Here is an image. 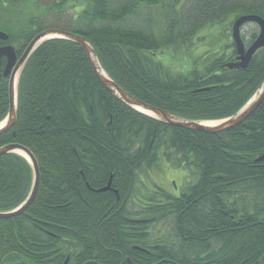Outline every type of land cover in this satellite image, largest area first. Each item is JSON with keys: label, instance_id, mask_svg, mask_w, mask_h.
<instances>
[{"label": "trees", "instance_id": "obj_1", "mask_svg": "<svg viewBox=\"0 0 264 264\" xmlns=\"http://www.w3.org/2000/svg\"><path fill=\"white\" fill-rule=\"evenodd\" d=\"M258 1L245 9L244 1L198 0L197 25L184 29L185 19L169 0H55L46 5L0 0V31L8 34L0 44H12L21 53L46 29L80 35L91 44L108 77L132 96L186 120H221L238 112L263 83L264 50L246 68L230 70L223 64L233 60L234 49L226 52L230 46L216 44L218 34L210 48L213 55L207 50L192 58L190 49L199 43L200 30L223 31L241 14L264 19V0ZM163 6L171 9L162 11ZM240 7L245 10L238 11ZM144 8L151 13L143 16ZM139 16L141 26L134 21ZM159 25L162 29L154 34ZM163 54L173 61L165 64L158 58ZM7 112V85L0 81V121ZM9 143L21 144L34 155L40 182L23 214L0 220V264H23L21 258L33 264L32 223L37 212L40 220L51 218L56 243L66 235V245L79 247L73 257L86 254L84 245L89 244L83 231L88 224L107 214L109 219L100 227L105 228V248L88 251L97 264H125L126 255L131 264H264V160L255 161L264 153V103L244 123L223 132L169 126L108 92L78 44L53 38L32 52L21 71L16 121L0 134V147ZM161 160L198 174L182 197L191 202L188 207L174 199L165 206L175 213L180 242L150 247L148 252L131 250V239L138 244L146 234L135 229L133 238L127 236L110 204L99 209L81 203L82 197L106 194L84 187L78 170L100 165L119 175V166H131V172L124 171L126 188H131L137 175L156 169ZM118 180H113L116 185ZM31 183L32 168L25 158L1 156L0 211L22 203ZM163 209L154 206L151 212Z\"/></svg>", "mask_w": 264, "mask_h": 264}, {"label": "flooded vegetation", "instance_id": "obj_2", "mask_svg": "<svg viewBox=\"0 0 264 264\" xmlns=\"http://www.w3.org/2000/svg\"><path fill=\"white\" fill-rule=\"evenodd\" d=\"M256 27L258 31H257V34L254 36L253 40H250L249 42H246V41L244 42L246 49H248L250 44L254 41V39H256V37L259 34V27L257 25ZM4 45H7V44L6 43L0 44V46H4ZM14 49L17 55V60H18L22 52L18 53L15 47ZM263 50H264V46L257 49L255 54H259ZM233 54H234L233 60H235L236 53L234 52ZM6 65H7V58L2 56L0 59V81H3L8 86L10 74L13 68L15 67L16 62L12 65V67H10V72L8 76L3 75ZM85 161L87 163L89 161L88 158ZM160 163H166V162L164 160L163 161L161 160ZM166 165H168L169 167H172L168 163H166ZM119 167L122 170L121 174L119 175H116L113 172H111L110 167L100 166V165H97V166L85 165L82 169L78 170L77 177H80L82 179L84 187H86L89 191L93 193H105L106 194V196L82 197L81 199H79L81 203L100 205L99 209H103L107 204H110L111 206L109 209H112V208L116 209V212H114L115 214L113 215L115 218V221L119 222L121 226L127 228V233H128L127 236H129L130 234L131 235L130 238H133L135 229L141 235L146 234V239L140 241L138 244L133 242V239H131V243L128 245L130 246L129 249L131 250L148 252V249L150 247H160L161 245L166 244V243H172L176 245L178 242H180V240H178L177 242H174L172 240L168 242L166 239H162L164 237L162 238L153 237V233L150 230V225H151L150 222L151 221L160 222V221L168 219L169 216L172 217L173 222H174L175 213L169 210L168 208L166 209L165 206L168 202H170V200L168 199H174V200H179L180 201L178 202L179 204H183L186 207H188L189 204H191V202H189L188 199L186 200L182 197L186 195V192L189 186L186 188L184 192H179L174 182L172 183L171 191H165L162 188L155 186L154 188L155 195L160 196V197L162 196L161 198L165 199L164 201L161 202V203L165 202L164 204L156 205V206L164 205V209L160 213H154V214H158V217L156 219L154 217L149 218L147 205L150 204V201L154 200V198L157 199L155 195L152 196L151 193L146 190V176L152 170H147L137 175L136 182L133 185V187L126 188L127 175L124 173V171L128 170L131 172L132 171L131 166L123 165ZM159 168L162 169L163 166L159 164L158 167H156V169L160 170ZM172 168H183V167H172ZM116 177L120 180V181L118 180L119 183H117V185L113 181L114 178ZM38 189H39V186H38ZM101 189H104V190H101ZM120 189H123L122 192H120ZM173 192L176 193V195H172ZM44 201L49 202V201H52V199L51 200L46 199ZM134 205H137L139 209H134ZM64 206H66V202H64ZM123 208H125V211L120 212ZM24 212H22L21 214H23ZM160 214H164V216ZM41 217L42 216H40V212H37L35 214V219L33 220L34 223H32L34 227L33 236H32L33 264H76L75 258L80 260L81 264H87V263L97 264L96 261L94 260L93 252L91 254H88V251L92 249V247L94 251L98 250L99 248H105V246L102 245V242H101V235L103 231L105 230V228H100V227L109 219L107 217V214L103 215L102 216L103 219L100 221L98 220V218H96L94 222H92L91 224H88V227L90 228L85 229L83 231L85 243L89 244V245H84V251L86 254L83 257L81 256L76 257L75 256L76 254L73 257L72 255L73 251L78 250L79 247L73 248V247L66 245V235L62 240L57 241L56 243V240L54 238L56 235L52 229L53 222L51 221V218L49 217V215H47V217H45L46 220H40ZM174 226H175V223H174ZM175 230H176V227H175ZM64 231H66V228L64 229ZM109 233L112 235V232L110 230H109ZM19 242H21L22 244V241L19 240ZM20 260L21 262H23V264H27L24 258H21ZM124 261H125V264H131L130 256L126 255L124 257Z\"/></svg>", "mask_w": 264, "mask_h": 264}, {"label": "water", "instance_id": "obj_3", "mask_svg": "<svg viewBox=\"0 0 264 264\" xmlns=\"http://www.w3.org/2000/svg\"><path fill=\"white\" fill-rule=\"evenodd\" d=\"M248 22H252L258 25L259 34L256 37V39L251 43V45L248 47V49H245L244 43L240 36V28L243 24ZM231 37L234 41L236 48V60L233 62L226 63L225 67L229 69L246 68L251 57L256 52V50L264 46V19L256 14H246L237 17L232 25ZM7 38L8 35L0 31V40H6ZM51 38L66 39L78 44L83 49L87 61L92 71L94 72L95 76L97 77L98 81L103 85V87L108 92H110L117 99H119L124 104L135 110H137V108H140L143 111L150 112L153 116L145 114L143 112L141 113L148 115L156 120H159L167 125L180 127L192 131L205 132V133H218V132L227 131L244 122L264 100V81H263V84L261 85L259 90L255 92V94L247 101V103L238 112H236L234 115L228 118L218 121L219 122L218 124L209 126L203 124V121H191L180 118L178 116L168 113L165 110H162L160 108L142 102L141 100L137 99L136 97L132 96L131 94L123 90L121 87H119L114 81H112L108 77V75L101 68L97 56L95 54V51L91 46V44L88 42V40H86L80 35L73 34L65 30L51 28L37 33L27 44L24 51L22 52V55L18 60L14 48L12 46L5 45L0 47V59L2 56L7 58V65L3 72L4 76L9 75L10 67H12V65L16 62V65L10 74V78L8 82V113L6 118L3 120L4 122L3 126L0 127V134L9 130L15 124L17 83L20 72L25 62L39 44ZM10 153L19 154L29 162L32 168V183H31L30 191L24 202L20 206L14 209L8 211H0V220L14 218L20 215L22 212H24L34 201L39 186V178H40L39 167L33 154L26 147L18 143H9L0 147V157ZM262 160H264V153L256 159V161H262Z\"/></svg>", "mask_w": 264, "mask_h": 264}, {"label": "rangeland", "instance_id": "obj_4", "mask_svg": "<svg viewBox=\"0 0 264 264\" xmlns=\"http://www.w3.org/2000/svg\"><path fill=\"white\" fill-rule=\"evenodd\" d=\"M54 1L55 0H37V3L46 5V4H52ZM169 1L172 2V5L174 4L176 6V13L178 14V16H180L182 19L183 18L185 19V24L184 23L182 24V27L184 29H189L191 25H197V23L194 22V14H195L194 3L198 0H169ZM235 1H239V2L244 1L243 3L245 5V9H248L246 8L248 7V5H254V4L256 5V3L259 2L258 0H235ZM40 8L41 6L37 5L35 10H39ZM170 9L171 8L169 7L163 6L161 10L169 11ZM245 9L243 7L237 8L238 11L242 10V12ZM150 10L144 8L143 16L144 14L151 13ZM156 11L157 10L153 9V13H156ZM238 16L233 18L232 23ZM134 21L136 22V24H139L140 26L143 25V22L140 20V16L138 18L135 17ZM232 23L230 24V26L225 27L223 31L221 27H220L221 31L214 30L213 28L206 29V30H200L198 34L196 35L198 37L199 43H197L195 47H192L190 49L192 53L191 57L194 58V56H198L201 53L203 54L207 50H208L209 55H213L214 52L210 48H212L213 46L212 40L216 34H218L220 38L219 40H217L216 44L226 43V47L230 46L226 52H231L233 50V47L231 46L232 41L229 35H230ZM161 29H162V26L159 25V30L156 29L154 34L158 35ZM257 31L258 30L255 24L246 23L241 27V36L244 39V41L249 42L252 39V37L257 34ZM196 36L195 38H197ZM186 55L188 54L186 53ZM158 58H160L161 61H163L165 64H167L170 61H173L170 58L169 54L160 55ZM180 59H186V58L180 57L179 60ZM185 62H184L185 65L183 67L187 65ZM175 65L178 67V65H181V63L177 61V63L175 62ZM160 165L163 166L162 169L161 168H159L160 170L154 169L150 171V173H148L147 176L145 174L146 190L150 192L152 196L155 195V189H154L155 186L160 187L165 191H171L172 190L171 186H172V183L174 182L175 185L177 186V190L179 192H184L189 185L194 184L197 181V178H198L197 173L189 172L183 168H172L166 165V163H160ZM172 195H176V193L173 192ZM156 197L157 199L154 198V200L150 201V204L147 205L149 218L154 217L156 219L158 217V214H154L151 211H149L151 210V208H153L156 205H162L165 203V202L161 203L162 201L165 200L161 198L162 196L161 197L156 196ZM134 209H139V207L137 205H134ZM160 215L164 216V214H160ZM150 224H151L150 230L153 233V237H160V238L164 237L162 239H166L168 242H170L171 240L174 242H177L179 240V238L176 236V230H175L172 217L169 216L168 219L160 221V222L151 221Z\"/></svg>", "mask_w": 264, "mask_h": 264}, {"label": "bare ground", "instance_id": "obj_5", "mask_svg": "<svg viewBox=\"0 0 264 264\" xmlns=\"http://www.w3.org/2000/svg\"><path fill=\"white\" fill-rule=\"evenodd\" d=\"M136 108H137V107H136ZM137 110H139L140 112H143V113H145V114H148V115L153 116L150 112H148V111H143V110L140 109V108H137ZM218 123H219L218 121H203V124H205V125H209V126H213V125L218 124ZM3 124H4V122H1V123H0V127H2Z\"/></svg>", "mask_w": 264, "mask_h": 264}]
</instances>
